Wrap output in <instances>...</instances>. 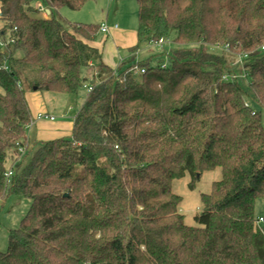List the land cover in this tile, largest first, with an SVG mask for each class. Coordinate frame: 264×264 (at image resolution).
<instances>
[{"label":"trees","instance_id":"trees-1","mask_svg":"<svg viewBox=\"0 0 264 264\" xmlns=\"http://www.w3.org/2000/svg\"><path fill=\"white\" fill-rule=\"evenodd\" d=\"M35 1L0 0V199L31 200L0 264H264V0H137L132 51L176 47L117 69L102 23L58 14L87 0ZM87 83L71 133L29 141V93ZM217 168L189 225L173 182Z\"/></svg>","mask_w":264,"mask_h":264},{"label":"rangeland","instance_id":"rangeland-1","mask_svg":"<svg viewBox=\"0 0 264 264\" xmlns=\"http://www.w3.org/2000/svg\"><path fill=\"white\" fill-rule=\"evenodd\" d=\"M139 5L137 0H87L85 4L78 10L69 7H62L58 14L64 16L73 22L83 23H102L107 21L110 25L118 23L120 30L136 32L139 27ZM106 34L100 32L97 36V42H101ZM176 32L172 31L170 48H175L173 43ZM112 40H107L109 45ZM148 52L135 56L129 62L137 63L145 60L152 53L160 52L158 47L149 48ZM129 64V63H128ZM125 64L124 66H127ZM86 88H81L78 95L70 96L65 100L55 98L52 93L44 92L43 95L47 101L48 110L54 112L59 120L65 122H73L75 115L86 97ZM246 102L256 110L261 107L249 95L246 96ZM30 132V131H28ZM69 134V133H68ZM222 178V170L217 168L210 172H205L201 177L193 178L191 174H186L182 178L175 179L173 182V190L182 196L180 205L181 212L185 215V221L189 225H198L197 216L201 213L202 194L211 191L214 181ZM31 200L20 195H8L0 199V251H6L9 245V231L20 225L22 217L30 209ZM257 215L264 217V198H260L256 202Z\"/></svg>","mask_w":264,"mask_h":264},{"label":"crops","instance_id":"crops-1","mask_svg":"<svg viewBox=\"0 0 264 264\" xmlns=\"http://www.w3.org/2000/svg\"><path fill=\"white\" fill-rule=\"evenodd\" d=\"M116 24L118 25V27H115ZM109 26L110 33H104L106 34V37L101 42H95V44L101 49L104 62L109 64L113 68L117 69L123 67L125 64H130V59L135 56L139 57L141 56V54L150 50V47H145L139 51L133 52L132 47L138 41V32L120 30V25L118 23H115L113 25L109 24ZM109 39L113 42L108 45L106 41ZM91 79L92 76L90 72L89 80ZM28 99L30 101L32 112L34 115L41 111H47L49 113L55 114L54 112L48 110L47 101L41 93L31 92L28 95ZM72 126L73 122H65L59 120V118H57V120L55 121H39L29 130L30 132H28V138L29 141L32 142L36 139L46 140L62 135H68V133H71Z\"/></svg>","mask_w":264,"mask_h":264},{"label":"built area","instance_id":"built-area-1","mask_svg":"<svg viewBox=\"0 0 264 264\" xmlns=\"http://www.w3.org/2000/svg\"><path fill=\"white\" fill-rule=\"evenodd\" d=\"M35 5H36V8L39 10V12L43 16L47 17L50 14V10H49L48 6L45 4V0H36ZM115 27H118V25L116 24ZM101 31L103 33H106V34L110 33V26L107 22H103L101 24ZM14 41L15 40L11 38L7 41H2V45L6 47L9 43H13ZM169 42H170V40L160 39L159 41H155V42L151 43V46H155V47H158L159 49H161V48H163L164 44L169 43ZM214 47L220 48L223 50H229L228 45L217 44V45H214ZM263 49H264V46H263ZM90 65H93V63L90 62ZM144 71H145L144 69H138L137 68L136 72H144ZM85 88H86L87 92L90 93L93 91L94 85L92 83H87V84H85ZM57 118L58 117L55 114L49 113L47 111L38 112L37 115L29 123L28 130H30L39 121H55V120H57ZM27 148H28V143L19 145L18 151H19V157L20 158L23 157V155L26 153ZM13 174H14L13 167H10L5 173L7 180H10L12 178ZM258 221H259V223H264V217L260 216Z\"/></svg>","mask_w":264,"mask_h":264}]
</instances>
